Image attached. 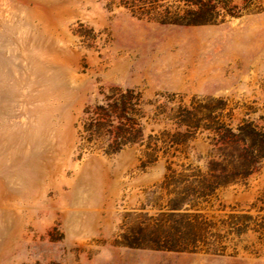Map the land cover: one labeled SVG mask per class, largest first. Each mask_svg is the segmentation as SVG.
I'll return each instance as SVG.
<instances>
[{
	"label": "rangeland",
	"instance_id": "obj_1",
	"mask_svg": "<svg viewBox=\"0 0 264 264\" xmlns=\"http://www.w3.org/2000/svg\"><path fill=\"white\" fill-rule=\"evenodd\" d=\"M264 0H0V264H264Z\"/></svg>",
	"mask_w": 264,
	"mask_h": 264
},
{
	"label": "trees",
	"instance_id": "obj_2",
	"mask_svg": "<svg viewBox=\"0 0 264 264\" xmlns=\"http://www.w3.org/2000/svg\"><path fill=\"white\" fill-rule=\"evenodd\" d=\"M242 153L238 155L237 160L233 163V168L234 170H242L247 174L253 162L264 157V137H261L258 141L252 140L249 147L243 149Z\"/></svg>",
	"mask_w": 264,
	"mask_h": 264
}]
</instances>
